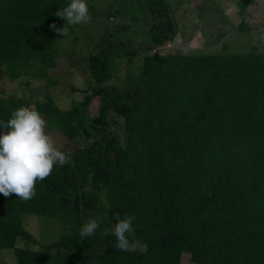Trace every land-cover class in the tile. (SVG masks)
Here are the masks:
<instances>
[{
    "label": "trees",
    "instance_id": "16d2710c",
    "mask_svg": "<svg viewBox=\"0 0 264 264\" xmlns=\"http://www.w3.org/2000/svg\"><path fill=\"white\" fill-rule=\"evenodd\" d=\"M70 2L0 0V120L22 106L4 96V77L41 78L56 67L64 36L50 25L71 27L55 15ZM133 2L117 0L138 3L155 20L149 42L133 47L174 40L171 0ZM255 4L238 1L242 14ZM126 30L109 24L89 55L95 85L83 101L65 110L53 97L37 101L42 116L85 145L37 181L33 199L0 195V249H14L17 264H183L184 255L190 264H264V50L147 54L134 74L115 36L128 40ZM124 55L130 66L120 88L112 80ZM112 112L124 118L122 140L109 124ZM28 214L58 217L63 235L41 245L25 226ZM125 214L135 216L131 252L114 236L116 216ZM89 218L99 227L81 237Z\"/></svg>",
    "mask_w": 264,
    "mask_h": 264
},
{
    "label": "rangeland",
    "instance_id": "374dc122",
    "mask_svg": "<svg viewBox=\"0 0 264 264\" xmlns=\"http://www.w3.org/2000/svg\"><path fill=\"white\" fill-rule=\"evenodd\" d=\"M239 0H171L173 12L178 22V34L173 41L154 50H145L139 46L149 42L150 31L154 23L151 17H145L138 3L118 5L117 0H86L90 20L75 27L68 28V35L58 43L56 67L45 69L41 78L22 77L12 81L8 77L1 80L4 96H15L22 106L36 108L37 101L53 97L61 109H70L85 98V93H92V74L89 55L97 51L106 27L110 24L126 25L127 30L120 41L117 33L116 41L124 46V52L132 56L131 66L124 55L119 60V74L112 80L120 88L126 84L125 73L132 67L134 74L141 70L142 58L147 54L167 53H247L254 46L264 50V0H257L246 13L240 12ZM116 9L124 10L123 14L113 16ZM241 22L248 24V31H241ZM122 36L121 34H119ZM115 39V38H114ZM118 69V68H117ZM116 69V71H117ZM93 86L94 80L92 81ZM95 101V99L93 100ZM91 115H97V104L90 107ZM46 134L50 135L55 146L65 152L72 153L85 145L84 139H69L46 116ZM109 124L115 138L122 140L124 118L112 112ZM25 226L40 242L48 245L60 239L64 233V225L58 217L42 214H28ZM23 243H20L22 245ZM34 248H39L35 246ZM190 256L184 255L183 264H190ZM0 264H17L15 250L0 249ZM87 264H95L94 261Z\"/></svg>",
    "mask_w": 264,
    "mask_h": 264
},
{
    "label": "clouds",
    "instance_id": "9594fccd",
    "mask_svg": "<svg viewBox=\"0 0 264 264\" xmlns=\"http://www.w3.org/2000/svg\"><path fill=\"white\" fill-rule=\"evenodd\" d=\"M56 16L67 21V25L77 26L90 20L86 0H71ZM50 28L68 35V27ZM46 120L34 107L20 106L11 112L5 122L0 120V195L7 198L14 195L29 201L36 195L37 181L51 175L54 165L64 166L68 156L59 150L50 135L46 134ZM134 215L116 216L114 236L116 247L121 251H135L129 236L135 238ZM99 227V221L89 218L80 229L81 237H91Z\"/></svg>",
    "mask_w": 264,
    "mask_h": 264
},
{
    "label": "water",
    "instance_id": "95a60500",
    "mask_svg": "<svg viewBox=\"0 0 264 264\" xmlns=\"http://www.w3.org/2000/svg\"><path fill=\"white\" fill-rule=\"evenodd\" d=\"M154 25H155V20L153 21ZM90 110V109H89Z\"/></svg>",
    "mask_w": 264,
    "mask_h": 264
}]
</instances>
